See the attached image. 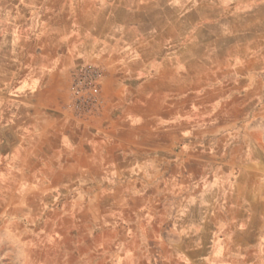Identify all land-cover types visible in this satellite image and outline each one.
Instances as JSON below:
<instances>
[{
  "label": "crops",
  "instance_id": "crops-1",
  "mask_svg": "<svg viewBox=\"0 0 264 264\" xmlns=\"http://www.w3.org/2000/svg\"><path fill=\"white\" fill-rule=\"evenodd\" d=\"M35 221L72 264H264V0H0V228Z\"/></svg>",
  "mask_w": 264,
  "mask_h": 264
},
{
  "label": "rangeland",
  "instance_id": "rangeland-1",
  "mask_svg": "<svg viewBox=\"0 0 264 264\" xmlns=\"http://www.w3.org/2000/svg\"><path fill=\"white\" fill-rule=\"evenodd\" d=\"M40 224L35 221L34 233L29 235L33 242L28 245L25 241H16L8 232V228L1 227L0 264H72L79 259L80 253H88L84 250H59L57 235L49 238L43 233ZM105 253L106 251L101 254Z\"/></svg>",
  "mask_w": 264,
  "mask_h": 264
},
{
  "label": "built area",
  "instance_id": "built-area-1",
  "mask_svg": "<svg viewBox=\"0 0 264 264\" xmlns=\"http://www.w3.org/2000/svg\"><path fill=\"white\" fill-rule=\"evenodd\" d=\"M101 68L91 62L77 65L71 72L73 95L80 112H89L98 104L101 95Z\"/></svg>",
  "mask_w": 264,
  "mask_h": 264
}]
</instances>
